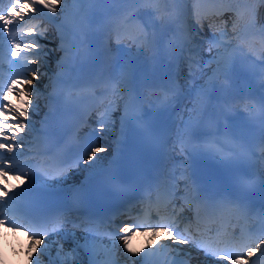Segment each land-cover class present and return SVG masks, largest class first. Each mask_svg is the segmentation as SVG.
I'll return each mask as SVG.
<instances>
[{"label": "snow or ice", "instance_id": "obj_1", "mask_svg": "<svg viewBox=\"0 0 264 264\" xmlns=\"http://www.w3.org/2000/svg\"><path fill=\"white\" fill-rule=\"evenodd\" d=\"M66 2L67 0H8L6 8L0 7V44H3L4 37H7V43L10 45L8 51L12 58L9 62L10 68L22 71L21 78L12 76L8 82L0 84V200L13 198L10 194L16 191L17 185L11 183V181L19 182L21 180L27 181L28 179L26 173L15 171V169L19 167L16 163L19 158L18 153H22L26 146L27 130L32 127L30 123L31 116L39 113L40 92L34 88V82L45 74L41 73L40 66L45 63L49 53L54 50L64 53L57 61V65L60 67H63V62L66 59L74 61L75 56L78 54L73 53L72 44L66 39L67 34L63 28L58 29L59 44L56 49H50L47 45L41 43L42 40L48 39V29L44 26L43 21L54 20L60 6ZM146 2L159 5L164 0H146ZM215 2L231 4L232 0H215ZM259 3L264 4V0H259ZM0 4H3V0H0ZM216 11L220 15H223L224 11L234 13L232 28L233 35L237 40L244 39L241 36L240 28L242 22H245L249 38L252 40L259 39L264 44V25L259 26L258 37L253 32V29L257 27L255 9L248 8L245 10L228 7L227 9H216ZM153 13L161 27L171 20V15L167 9L157 7L153 9ZM193 14H196L195 9ZM200 23L202 25V21ZM20 35L24 39L18 40L17 36ZM221 35L227 36V32ZM72 40L77 41L79 47L84 45L82 33H73ZM216 42L214 34L213 43ZM156 43L157 30L155 27L149 30L141 25L138 32L131 38V44L136 47L137 52L142 48H152ZM209 51L211 52V48ZM135 59L129 51V55L125 60V65L129 71L133 68ZM213 59L216 60L219 69L220 60H217L216 57H213ZM222 71L226 79L228 74V62L226 60ZM123 74L124 69L121 70V75ZM189 75H192L191 68ZM29 76L31 78H28ZM108 83H111L117 89V94H120L121 82L119 80H110ZM178 87V84H174L165 91V101L175 100ZM211 87L209 85V88ZM33 93L36 96L35 101L32 99ZM10 97H14L16 102L13 103ZM68 98L70 100L73 99L71 92ZM207 99V92L202 91L197 99L193 101L192 108L188 110L190 116L187 120H182L184 131L177 132L178 138L182 139L185 133H191L192 125L202 114ZM30 109L32 110L31 116ZM106 115H108L106 112L101 113L97 121L98 126L93 128L89 139L91 140V147L82 159H77L76 167H79L80 160H84L87 164H95L99 161L98 154L108 151L106 146L99 143L102 134L109 130V124L105 122ZM18 118H23V122H19ZM116 187H119V185H116ZM164 200L165 194L157 191L154 199L153 191L149 189L146 197L147 210L143 213H137L136 220L133 223L115 225V222H112L113 226L118 228L119 235L112 230L107 232L110 240L113 241L111 247L116 249L115 241L119 240L123 246V251L130 254V256H139L141 253H146L147 249L164 247L180 256L181 264H258V261L264 258V227L259 230L241 229L239 232H225L223 236L219 235V230H217L216 235H213V229L208 227L204 232L197 234L192 231L190 227L192 219L184 215L185 210L182 207L178 213L173 211L169 215L161 214L160 207ZM227 203L234 205L242 214L246 215L248 213V206L243 200H230ZM153 208H155V215H153ZM173 208H175V205H173ZM205 208L208 210L209 225L216 223L219 206L209 201L205 204ZM195 218L198 222L197 229H199V206L196 208ZM13 220H18L19 222L13 223L12 220L6 221L0 218V251L5 248L6 237L3 229L7 227L20 236L18 241L13 240V244L18 243L21 249H23L25 243L27 244L30 264H41L39 258L33 255V253L37 252L41 255L48 253L49 264H57L62 254L65 258L60 261V264H77L75 257L80 248H83L90 257L92 255L93 248L90 247L88 240L79 241L74 248L68 250L64 249L63 243L57 246L56 241H48L46 238L52 233L47 230L46 220H37L28 215H17L15 213L13 214ZM261 220L264 221V210H262ZM67 223V219L62 218L61 227L56 232L62 231L63 226ZM73 224L76 226L75 222ZM181 224H185L187 227L182 230ZM28 225H31V227ZM33 228L37 230L33 231ZM70 235L75 236V233H70ZM86 235H91V233H86ZM137 236L145 238V244L140 248L139 252L130 246L133 238ZM172 245L182 247L174 248ZM53 246L57 247L56 258L51 255ZM193 249L195 252L192 251ZM68 257H72V260L69 261ZM89 264H95V261L90 259ZM112 264H119V261L113 260ZM131 264H136V261H131Z\"/></svg>", "mask_w": 264, "mask_h": 264}, {"label": "bare ground", "instance_id": "obj_2", "mask_svg": "<svg viewBox=\"0 0 264 264\" xmlns=\"http://www.w3.org/2000/svg\"><path fill=\"white\" fill-rule=\"evenodd\" d=\"M250 1H251V8L256 10L255 20L257 18L258 23L264 24V4L259 3V0H250ZM72 2H71V7L69 8V11L75 13L76 11L72 9V6L74 5ZM114 2H115V0H106V3L109 4V5H112ZM173 3L175 4L176 0H174ZM162 5H163V3L160 4L159 8H162ZM57 13L59 15H63V12H57ZM223 14L226 15L225 17L231 15L227 11H224ZM53 25L55 27H57V25H55V24H53ZM159 25L160 24L157 23V26H159ZM132 31L133 32H132V34L130 36H125L124 37V40L126 42H131L132 36H134L138 32V28L135 27ZM53 33L55 35L56 33H59V32L58 31L57 32L53 31ZM45 41L50 42V39H46ZM210 48H211V52L212 53H216L215 57H216L217 60H220V62H221V60L225 59L227 50L222 51L219 48L217 49L214 45H208L206 43H204L203 46H202V49L205 50L208 53L210 52L209 51ZM136 50H137L136 47L133 46L132 44H130L129 47H126V50H125V53H124L125 57H124V60L121 62V65H120L121 70L127 68V67H125V60L127 59L128 55H129V51H130L131 55L135 57ZM152 55H154V47L146 48V49L143 48L142 55L140 57H137V58L135 57L136 58L135 62H138V61L141 62V61H144V59H147L148 61H150ZM214 61L215 62H212L211 59H206L205 61H203L201 63L202 64V69L203 70H211L213 68H216L218 65H217L216 60H214ZM40 71H41V69H40ZM45 77H46L45 74L42 75V79L45 78ZM42 79L38 80V84L34 83V88L38 89L39 92H40L39 102H40V98H41V89H42V83H43ZM201 81H202L201 77L198 76V79H197L196 83L202 84L203 82H201ZM32 98H33L34 101L36 100L35 93H33V97ZM110 123H112L111 120H110ZM98 156L100 158V155H98ZM101 162L102 161L99 159V161L97 163H95V164H87V163H85L83 165H84V167L86 169L89 167L87 170H89V169L91 170V169H95L96 167L101 166ZM21 181H23V180H21ZM62 236L64 237V239L61 240V241L60 240L56 241V245L57 246L60 243H63L64 249L68 250V249H72L73 247H75L77 242L88 240L89 244H90V247L93 248V251H94L96 259L104 257L105 258V264H112L113 260H118V259H120L122 261H126L129 264H131V261L135 260L136 264H139V262L141 260L140 255L139 256H130V254H128L126 252L122 253L121 251H119L117 249V247H116V249H113L111 247L113 242H111V241H101L100 239H96L94 237H88L87 238V237H85V236H83L82 234H79V233H75V236H72V235H70V232L66 231V230H65V232H64V234ZM48 241H53V240L49 239ZM116 243H118V241H116ZM56 254H57V247L53 246L52 250H51V255H52L53 258H56ZM33 255H35V256H37L39 258V260L41 261V264H49V255H48V253H44V254L41 255L39 252H37V253H33ZM47 256H48V258H47ZM64 258L65 257L62 254L61 257H60V261L64 260ZM85 258H86V252L83 250V248L78 249V254L75 257V259L77 261V264H84ZM68 260L71 261L72 257H68ZM60 261H57V264H60ZM23 264H28V262H24Z\"/></svg>", "mask_w": 264, "mask_h": 264}]
</instances>
